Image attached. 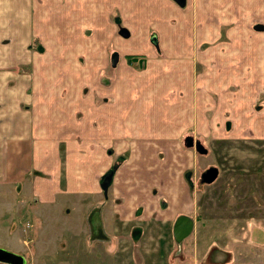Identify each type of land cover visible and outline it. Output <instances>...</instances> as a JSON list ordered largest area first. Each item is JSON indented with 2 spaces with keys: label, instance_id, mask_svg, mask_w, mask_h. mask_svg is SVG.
<instances>
[{
  "label": "crops",
  "instance_id": "obj_1",
  "mask_svg": "<svg viewBox=\"0 0 264 264\" xmlns=\"http://www.w3.org/2000/svg\"><path fill=\"white\" fill-rule=\"evenodd\" d=\"M254 12L264 20V0H0V248L25 242L24 212L47 226L104 201V260L137 261L132 242L139 264H184L173 228L193 215L194 187L181 142L206 131L216 95L250 92L255 56L264 64ZM199 248L193 264H264V227L249 223L235 250Z\"/></svg>",
  "mask_w": 264,
  "mask_h": 264
},
{
  "label": "rangeland",
  "instance_id": "obj_2",
  "mask_svg": "<svg viewBox=\"0 0 264 264\" xmlns=\"http://www.w3.org/2000/svg\"><path fill=\"white\" fill-rule=\"evenodd\" d=\"M254 14V25L262 23L264 26V20L259 18L261 12ZM254 32L264 35V30L254 29ZM30 45L34 49L40 46L34 34ZM261 61L255 56L254 78L248 85V94L240 84H233L230 94L215 96L216 100L224 101V105L207 106L206 131L184 134L181 144L182 151L189 156L194 187L191 213L195 219L193 235L181 243L174 242V254L183 255L186 258L184 264L197 263L199 247L210 249L218 246L235 250L237 244L246 243L249 223L264 227V92L258 95L260 89L264 90V64ZM187 134L201 142L207 154L202 155L194 146H187ZM211 167L219 170V177L212 184H204L202 176ZM109 181L107 178L104 183L108 185ZM179 202L185 203V199L179 198ZM103 205L104 201H91L83 212L69 209L55 213L48 219L50 223L47 226L44 220L34 218L36 214L24 212L27 217L24 230L28 236L23 241L26 242L23 245L16 236L9 235V240L2 242L6 243L2 247L24 256L27 264H113L112 257L106 261L102 254L105 251L100 227ZM75 221L78 223L72 229L71 224ZM261 235L259 231L254 241ZM127 252L138 260H125L122 264L142 263L143 255L132 242L124 246L123 253ZM0 264L4 262L0 260ZM148 264L156 263L149 261ZM158 264L177 263L161 261Z\"/></svg>",
  "mask_w": 264,
  "mask_h": 264
},
{
  "label": "water",
  "instance_id": "obj_3",
  "mask_svg": "<svg viewBox=\"0 0 264 264\" xmlns=\"http://www.w3.org/2000/svg\"><path fill=\"white\" fill-rule=\"evenodd\" d=\"M255 29L264 30V26L258 24L255 27ZM188 146L191 147L194 146L196 148V151L202 155L207 154V150L200 142L194 143V141H192L188 144ZM218 177H219V170L213 167L210 168L203 175L202 180L206 184H212L217 180ZM194 230H195V220L191 216L188 215L179 216L176 219L173 228V235L175 241L177 243L183 242L186 238L191 236ZM0 260L9 264H27V260L25 259L24 256L15 254L3 248H0Z\"/></svg>",
  "mask_w": 264,
  "mask_h": 264
},
{
  "label": "flooded vegetation",
  "instance_id": "obj_4",
  "mask_svg": "<svg viewBox=\"0 0 264 264\" xmlns=\"http://www.w3.org/2000/svg\"><path fill=\"white\" fill-rule=\"evenodd\" d=\"M192 141H194V143H197V142H199L198 140H194L192 137H190V136H186V139H185V142H186V144H189L190 142H192ZM201 143V142H200ZM211 168H213V167H211ZM210 169V168H209ZM208 169V170H209ZM207 170V171H208ZM205 174V173H204ZM203 174V175H204ZM110 175H111V172H110ZM203 177V176H202ZM192 235V234H191ZM26 242V241H25ZM6 262H4V264H5ZM6 264H9V263H6Z\"/></svg>",
  "mask_w": 264,
  "mask_h": 264
},
{
  "label": "trees",
  "instance_id": "obj_5",
  "mask_svg": "<svg viewBox=\"0 0 264 264\" xmlns=\"http://www.w3.org/2000/svg\"><path fill=\"white\" fill-rule=\"evenodd\" d=\"M135 59L136 58L131 57L129 60H131V63H133L135 61ZM189 180H190V186H191V188H193V180H192V173L191 172H189ZM191 190H193V189H191Z\"/></svg>",
  "mask_w": 264,
  "mask_h": 264
}]
</instances>
